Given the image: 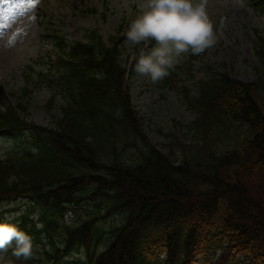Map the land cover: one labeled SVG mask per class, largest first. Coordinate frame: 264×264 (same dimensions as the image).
<instances>
[{
  "label": "trees",
  "instance_id": "16d2710c",
  "mask_svg": "<svg viewBox=\"0 0 264 264\" xmlns=\"http://www.w3.org/2000/svg\"><path fill=\"white\" fill-rule=\"evenodd\" d=\"M53 33L58 75L44 77L64 98L55 128L26 121L23 107L0 110L1 135L19 147L0 160V204L27 202L18 223L35 243L48 239L42 256L84 249V264H264V79L225 71L189 92L196 144L165 155L133 106L123 39L107 46L93 32L71 45ZM72 206L86 212L76 227L65 221Z\"/></svg>",
  "mask_w": 264,
  "mask_h": 264
},
{
  "label": "rangeland",
  "instance_id": "374dc122",
  "mask_svg": "<svg viewBox=\"0 0 264 264\" xmlns=\"http://www.w3.org/2000/svg\"><path fill=\"white\" fill-rule=\"evenodd\" d=\"M259 0H208V10L218 28L217 42L199 55L186 53L176 65L172 85L167 77L153 84L134 71L140 50L126 43V31L138 11V0H0V109L23 107L28 122L53 129L61 117L63 96L57 95L44 76L56 77L52 62L56 44L52 34L65 37L68 44L86 43L97 32L110 46L123 39L122 63L132 68L129 81L134 108L143 119L146 138L159 151L169 155L177 144H196V110L188 94L199 85L211 82L227 71L239 81L260 83L264 79V57L259 54V39L264 38V10ZM256 2V3H254ZM30 71L28 72V69ZM57 93V92H56ZM10 137L0 135V159L18 151ZM179 160V156L177 157ZM6 217L26 213L22 201L1 205ZM69 226L85 220L82 208H70ZM116 218V217H115ZM116 220V219H115ZM108 230L113 219L100 222ZM46 245V238H40ZM103 247V246H101ZM46 248L37 245L27 261L12 255L11 247L0 251V264H80L86 261L85 250L59 262L42 257Z\"/></svg>",
  "mask_w": 264,
  "mask_h": 264
},
{
  "label": "clouds",
  "instance_id": "9594fccd",
  "mask_svg": "<svg viewBox=\"0 0 264 264\" xmlns=\"http://www.w3.org/2000/svg\"><path fill=\"white\" fill-rule=\"evenodd\" d=\"M137 9L126 31V43L144 45L134 71L153 84L170 75L184 54L199 55L217 42L218 28L209 13L208 0H138ZM20 215L0 221V251L11 247L13 256L27 261L35 255L37 245L18 222H10ZM32 219L37 220L38 213Z\"/></svg>",
  "mask_w": 264,
  "mask_h": 264
}]
</instances>
